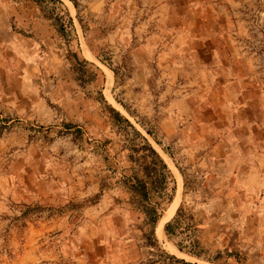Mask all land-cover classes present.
<instances>
[{"label":"rangeland","instance_id":"obj_1","mask_svg":"<svg viewBox=\"0 0 264 264\" xmlns=\"http://www.w3.org/2000/svg\"><path fill=\"white\" fill-rule=\"evenodd\" d=\"M261 95L264 0H0V264H264V207L229 177Z\"/></svg>","mask_w":264,"mask_h":264},{"label":"crops","instance_id":"obj_2","mask_svg":"<svg viewBox=\"0 0 264 264\" xmlns=\"http://www.w3.org/2000/svg\"><path fill=\"white\" fill-rule=\"evenodd\" d=\"M36 24L37 23H35L34 25ZM19 25L23 26L22 23ZM24 25L26 27V30L32 31L30 26L32 24ZM189 29L190 26L184 24V43L193 42L189 39V36H191L190 32L188 31ZM16 35L17 33H11L9 45L12 47L14 52L17 53V55L29 60L30 63L26 61V64L22 65L25 67V69L35 70L39 68V65H37V63L40 59H43L44 55L46 54L49 68L54 70V61L57 54L53 50L48 51V49H45L43 47L44 42L38 36H36L35 34L33 36L23 35V38H21L22 36ZM203 40L205 39L202 37L196 38L195 42H200ZM230 42L231 45H236L237 43H239L238 40H236V37L233 36H230ZM20 43H22L23 45H20ZM239 55L240 54L238 51H234L230 56L226 57V59H230L234 56L239 57ZM215 56L218 58V54L216 51H214V58ZM57 87L62 86L57 85ZM256 104V106H246V108L249 109L251 113L253 112L250 118L245 121L242 120L241 122H239V120L237 119L235 121L237 122V125L245 124L251 128L258 129L262 133V136L254 137L249 134L248 136L244 137L243 140L251 142L254 148H252V150L250 149V151L246 153L238 151L234 153L232 152L231 160L238 162H235L232 165L229 177L234 180L235 189L241 188L243 190H251L252 198L257 196V202L254 203L256 205L255 208L262 209L264 207V95L260 96V98L256 101ZM256 141L261 142L256 143ZM212 154H216V150H214L212 153L210 152V155ZM208 157L209 155L207 154L206 158ZM237 183H240V186H238Z\"/></svg>","mask_w":264,"mask_h":264},{"label":"trees","instance_id":"obj_3","mask_svg":"<svg viewBox=\"0 0 264 264\" xmlns=\"http://www.w3.org/2000/svg\"><path fill=\"white\" fill-rule=\"evenodd\" d=\"M72 57L74 58L75 61V65H74V69H78L79 71H81V69H84L85 66H93V63L88 62L87 60H79L77 58V56L75 54L72 55ZM84 71V70H83ZM116 116H118L120 119H123L124 121L127 122V120L125 118H122V116L119 115L118 112H114ZM78 132V130H77ZM138 133V132H137ZM138 135L140 136V134L138 133ZM142 138V137H141ZM144 139V138H143ZM145 140V139H144ZM145 145L148 146L147 142L145 141ZM149 150L151 151V153L157 158L158 164L160 165L161 168L166 169V165L163 163V161L160 159V157L158 156V154L155 152V150L153 148H151L150 146H148ZM135 179V183L130 184V188L132 191H135L136 194L142 199L143 197H145L146 193H147V186L146 183L142 180H139L137 178ZM148 212L151 214L150 216V220L152 223V226L155 225L157 219L159 218V210H157L154 206L153 207H149L148 208ZM170 228V223L167 222L164 226V229L166 231V233H170L169 231ZM195 253V252H194ZM195 255H198L197 253Z\"/></svg>","mask_w":264,"mask_h":264},{"label":"bare ground","instance_id":"obj_4","mask_svg":"<svg viewBox=\"0 0 264 264\" xmlns=\"http://www.w3.org/2000/svg\"><path fill=\"white\" fill-rule=\"evenodd\" d=\"M110 80V75H108V82ZM176 176L178 178V187H177V193H176V196L175 198H173V202L169 208V211L167 213V216H169L174 210H175V207L177 206V203H178V200H179V195H180V189H181V181H180V176L178 175V173H176ZM167 216H164L160 219L159 223H158V226H157V233L158 235H162V224L163 222H165V220L167 219Z\"/></svg>","mask_w":264,"mask_h":264}]
</instances>
